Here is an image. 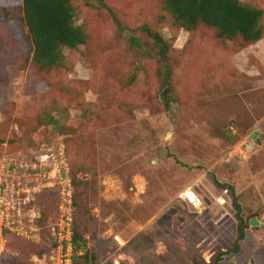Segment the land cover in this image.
I'll use <instances>...</instances> for the list:
<instances>
[{
  "label": "rangeland",
  "instance_id": "1",
  "mask_svg": "<svg viewBox=\"0 0 264 264\" xmlns=\"http://www.w3.org/2000/svg\"><path fill=\"white\" fill-rule=\"evenodd\" d=\"M72 2L87 42L48 70L33 61L21 0H0V198L16 206L4 264H51L62 175L73 203L77 190L72 232L97 264H212L236 238L230 186L246 235L218 264H264V17L262 38L245 43L181 28L163 0ZM142 24L162 34L166 58ZM79 163L85 188L73 184ZM188 188L200 209L181 198Z\"/></svg>",
  "mask_w": 264,
  "mask_h": 264
},
{
  "label": "trees",
  "instance_id": "2",
  "mask_svg": "<svg viewBox=\"0 0 264 264\" xmlns=\"http://www.w3.org/2000/svg\"><path fill=\"white\" fill-rule=\"evenodd\" d=\"M22 19L27 28L28 36L32 45L33 61L42 68L51 70L62 65L64 60L63 50L65 48L74 50L87 42L88 35L82 25L76 24L75 6L72 0H21ZM163 11L167 18H172L176 25L193 32L199 25H205L215 30L216 36L222 40H235L240 38L245 43L259 41L263 36L262 19L264 11L243 0H163ZM163 14V15H164ZM161 16V18L163 17ZM139 29L140 34L150 38L154 46L157 47V54L162 58L168 55L167 43L162 34L148 24H142ZM138 33L131 38L132 44H138ZM152 46V47H154ZM167 73V72H166ZM164 101L161 105H168V92H162ZM46 116V115H45ZM49 122L44 124L54 125L56 119L51 114L46 116ZM49 129V128H48ZM59 130V128H57ZM46 132V131H45ZM76 146L80 151L84 150L83 142L76 141ZM83 164L79 163L73 175L74 186L80 185L83 188L90 183L84 182V179L77 181L76 174L85 171ZM214 182L220 186H229L220 183L216 179ZM233 196V206L236 210L238 224L236 227V238L232 248L228 251L218 253L212 264H218L224 255L230 253H239L241 241L245 239L247 222L241 215V206L234 195V188L230 186ZM77 190H74V206L77 203ZM41 229L42 226L40 225ZM73 264H97V258L94 253L87 249L86 241L82 233L73 230ZM8 239L7 250L12 234L6 232ZM17 257H14V262ZM5 254L2 258L4 264L10 260ZM108 264H114L110 262ZM194 264H198L194 261Z\"/></svg>",
  "mask_w": 264,
  "mask_h": 264
},
{
  "label": "built area",
  "instance_id": "3",
  "mask_svg": "<svg viewBox=\"0 0 264 264\" xmlns=\"http://www.w3.org/2000/svg\"><path fill=\"white\" fill-rule=\"evenodd\" d=\"M63 156V154H62ZM60 167H63L65 171L68 170L67 165L63 159ZM59 165L55 169L60 168ZM60 172V169H59ZM65 184L61 185V201L59 204V213L57 220L51 227L52 237L56 243V247L50 250V262L51 264H73V243H72V223H73V200H72V188L69 177L61 176ZM62 181V182H63ZM181 198L191 205L194 209H200L202 201L198 195L190 188L182 191ZM5 197L0 198V264L2 258L7 251V230L13 231V227L10 222V218L13 217V212L16 206L9 201H5ZM11 204V205H10ZM35 215V214H33ZM39 226V225H38ZM37 228V225L35 226ZM40 227V226H39ZM39 231V229H36ZM115 240L118 244L122 245L123 241L116 236ZM114 264H118V259L112 260Z\"/></svg>",
  "mask_w": 264,
  "mask_h": 264
},
{
  "label": "water",
  "instance_id": "4",
  "mask_svg": "<svg viewBox=\"0 0 264 264\" xmlns=\"http://www.w3.org/2000/svg\"><path fill=\"white\" fill-rule=\"evenodd\" d=\"M255 136H256V134L253 135L254 138H255ZM250 225H252V226H256V225H258V222L255 221V220H251V221H250Z\"/></svg>",
  "mask_w": 264,
  "mask_h": 264
}]
</instances>
